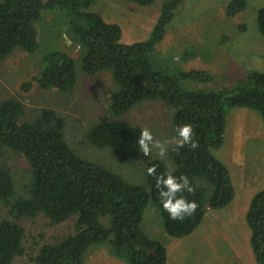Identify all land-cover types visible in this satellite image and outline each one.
<instances>
[{"label":"trees","instance_id":"16d2710c","mask_svg":"<svg viewBox=\"0 0 264 264\" xmlns=\"http://www.w3.org/2000/svg\"><path fill=\"white\" fill-rule=\"evenodd\" d=\"M97 1L1 0L0 63L17 48L35 54L40 48V33L35 26L45 14L52 16L50 11L57 10L59 23L67 29L65 35L71 41V46L65 43L64 48L79 47L78 57L65 49L43 53L41 69L22 83V91L37 86L67 92L76 86L78 69L89 76L107 71L116 88L110 106L101 108L111 116L87 127L86 138L92 146L108 149L119 162L135 158L140 151L137 142L141 128L122 116L144 100L162 101L171 107L174 133L178 126L191 124L193 139L199 146L176 151L174 145L165 161L155 159L146 163V183L140 185L80 155L67 139V119L60 111L46 106L27 109L14 96L3 99L0 264H85L89 249L103 244L109 247L111 255L127 264H168L165 245L149 237L141 225L146 207L155 206L169 237L191 235L202 225L209 210L226 208L234 200L229 168L211 153L223 142L227 112L245 107L258 112L264 122V73L249 71L244 77L229 81V86L215 87L208 70L176 69L169 58L156 54V47L173 25L182 0L164 2L151 35L132 43L121 40L118 24L91 11ZM126 1L149 6L156 0ZM245 8V0H233L226 13L233 16ZM256 24L264 38V7L257 12ZM179 55L185 59L194 56L186 51ZM199 83L207 88L197 86ZM11 153L25 161L24 182L12 175L8 164ZM152 166L157 168V174L174 169L176 177H188L195 191L182 195L198 203L193 216L182 221L170 219L160 202L155 177L147 174ZM245 215L255 263L264 264V189L251 198ZM37 217L45 219L48 225L72 220V230L51 241H32L29 245V234L22 222Z\"/></svg>","mask_w":264,"mask_h":264},{"label":"rangeland","instance_id":"374dc122","mask_svg":"<svg viewBox=\"0 0 264 264\" xmlns=\"http://www.w3.org/2000/svg\"><path fill=\"white\" fill-rule=\"evenodd\" d=\"M166 1L156 0L152 5L140 6L126 0H98L90 9L106 21L118 24L122 29L121 40L132 43L151 35L160 8ZM231 1L182 0L173 25L156 47V54L169 58L176 69L208 70L215 80V87L229 86V81L244 77L249 71L264 73V38L256 24L257 12L264 7V0H245L244 11L228 16L226 7ZM50 14L52 16L45 14L35 26L40 33L37 35L40 48L35 54L17 48L0 63V101L14 96L20 98L27 109L46 106L60 111L67 119V139L80 155L97 161L126 181L144 185L146 163L155 159L165 161L173 143L168 145L167 155L163 158L153 149L149 157L139 151L135 158L119 162L108 149L92 146L86 138L90 124L111 116L107 110L102 111L110 106L116 88L109 72L100 71L89 76L78 69L76 86L67 92L37 86L30 91L21 90L22 83L41 69L43 53L65 49L78 57L79 47L64 48L68 32L59 23L58 11H50ZM239 26L245 29L240 30ZM181 51L194 56L185 59L179 55ZM177 56L179 61L174 59ZM197 86L207 88L200 83ZM122 118L141 129L147 127L161 141L175 136L172 109L165 102L144 100L125 112ZM226 127L221 146L212 148L211 153L227 168L231 165L234 200L226 208L209 211L196 231L179 239L165 234L162 218L154 205L150 204L144 210L141 225L149 237L165 245L168 264H255L245 214L254 194L264 189V122L258 112L236 107L227 112ZM24 162L11 153L8 164L15 180L24 182L27 178H22L27 168ZM241 166L239 175L242 176L235 174V177L233 168ZM22 223L29 234V245L32 241L40 244L59 234L70 233L73 226L72 220L48 225L42 217ZM24 258L25 262L29 259L28 256ZM85 264L127 263L111 255L109 247L103 244L89 249Z\"/></svg>","mask_w":264,"mask_h":264},{"label":"clouds","instance_id":"9594fccd","mask_svg":"<svg viewBox=\"0 0 264 264\" xmlns=\"http://www.w3.org/2000/svg\"><path fill=\"white\" fill-rule=\"evenodd\" d=\"M66 44L70 47L71 41L66 40ZM174 59L179 61L178 56ZM175 133V136L171 140L161 141L153 136L150 129L144 127L141 129V134L137 142L139 149L148 157L151 155L153 149H156L158 155L163 158L167 155L168 145L170 143L175 145L176 151L185 146H190L193 150L198 148V142L193 139L194 131L191 124L178 126L175 129ZM173 172L174 169H168L166 172L157 174V168L155 166L147 169V174L156 179L155 186L158 190L163 209L168 213L171 220L182 221L185 217L193 216L199 205L194 200L188 201L182 195L185 191L188 193L195 191L188 177L184 175L176 177Z\"/></svg>","mask_w":264,"mask_h":264},{"label":"crops","instance_id":"0c3cea01","mask_svg":"<svg viewBox=\"0 0 264 264\" xmlns=\"http://www.w3.org/2000/svg\"><path fill=\"white\" fill-rule=\"evenodd\" d=\"M230 114V113H229ZM227 130V127H226V119H225V131ZM224 131V132H225ZM247 149H248V147H247ZM233 162H234V160H233ZM243 166H245V165H243ZM243 166H241V167H239V168H233L234 170H233V173H234V176H235V174L238 176L239 175V171H240V169L243 167ZM231 167V165L229 164V168ZM239 176H242L241 175V173H240V175ZM238 176V177H239ZM236 177V176H235ZM234 186H235V183H234ZM248 206V205H247ZM247 209H248V207H247ZM209 211H211V210H209ZM208 211V212H209ZM208 212H207V214H208ZM246 212V211H245ZM203 240H205V239H203ZM206 241V240H205Z\"/></svg>","mask_w":264,"mask_h":264},{"label":"bare ground","instance_id":"6f19581e","mask_svg":"<svg viewBox=\"0 0 264 264\" xmlns=\"http://www.w3.org/2000/svg\"><path fill=\"white\" fill-rule=\"evenodd\" d=\"M168 45V44H167Z\"/></svg>","mask_w":264,"mask_h":264}]
</instances>
